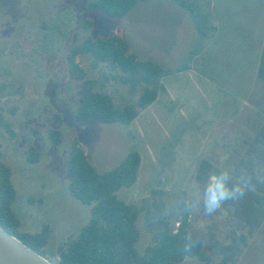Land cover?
Masks as SVG:
<instances>
[{
	"label": "rangeland",
	"instance_id": "1",
	"mask_svg": "<svg viewBox=\"0 0 264 264\" xmlns=\"http://www.w3.org/2000/svg\"><path fill=\"white\" fill-rule=\"evenodd\" d=\"M89 1L0 0V159L13 172L18 194L13 209L21 230L38 233L44 225L52 230L44 248L52 264L58 248L91 218L90 208L69 195L73 139L98 173L113 170L132 151L140 153L136 185L117 195L140 211L137 246L144 253L164 224L178 228L180 216L165 209L186 188L198 186L201 161H209L211 171L225 165L235 171L264 125V82L258 79L264 0H196L206 16L203 39L171 0L138 2L114 20L88 12ZM87 19L94 21V35L122 36L132 52L168 72L156 102L131 125L74 118L83 80L71 72L69 56L89 34ZM79 62L97 91L119 106L131 100L118 72L105 65L92 69L89 55ZM58 127L63 144L55 147L48 130ZM32 146L41 152L35 164L27 162ZM189 221L190 232L204 238L211 264H218L223 249L232 245L239 253L229 264H264V221L251 230L233 201L212 215L194 210ZM183 264L206 263L187 259Z\"/></svg>",
	"mask_w": 264,
	"mask_h": 264
},
{
	"label": "trees",
	"instance_id": "2",
	"mask_svg": "<svg viewBox=\"0 0 264 264\" xmlns=\"http://www.w3.org/2000/svg\"><path fill=\"white\" fill-rule=\"evenodd\" d=\"M145 1L92 0L87 3L86 10L100 12L114 20L125 17L138 2ZM171 1L193 20L199 38H206V16L201 13L198 2ZM85 22L89 34L82 44L71 50L69 56L71 72L83 80V94L73 114L74 118L78 122L96 120L102 124L131 125L156 102L161 79L168 72L155 61L141 59L132 52L124 37L94 35V21L87 19ZM215 30L216 26H213L212 31ZM85 55L92 57V69L105 65L121 75V83L129 88L131 100L127 104L119 106L111 95L96 90V82L88 78L79 62ZM258 79L264 82V51ZM59 127L48 130L49 140L55 147L63 144ZM40 158L41 152L36 147H30L27 162L35 164ZM141 162L140 153L132 151L113 170L98 173L77 139H73L67 163L71 177L69 195L90 208L91 218L76 237L70 238L58 248V261L55 264H183L187 259L212 263L204 238L190 232V214L180 216L177 229L164 224L154 234V243L144 253L139 252L137 245L140 232L137 223L140 211L135 205L120 199L117 193L136 185ZM211 169L210 162L202 160L197 179L202 180ZM242 171L251 178L252 186L242 199L233 201V205L240 219L251 230H255L264 221V125L257 131L254 141L237 163L234 172L239 176ZM12 176V169L0 159V227L47 258L44 248L51 238L52 230L49 225H44L38 233L21 230V220L13 209L18 194ZM195 236H199L198 242L192 247H186L188 238ZM245 240L243 235L240 241L244 243ZM223 250L226 254L218 264H229L239 253V247L235 245Z\"/></svg>",
	"mask_w": 264,
	"mask_h": 264
},
{
	"label": "clouds",
	"instance_id": "3",
	"mask_svg": "<svg viewBox=\"0 0 264 264\" xmlns=\"http://www.w3.org/2000/svg\"><path fill=\"white\" fill-rule=\"evenodd\" d=\"M196 187L186 188L165 209V214L174 212L178 216L202 209L207 215L214 214L228 201L242 199L251 189V178L241 172L237 176L231 165L210 171ZM199 236L189 237L186 247L194 246Z\"/></svg>",
	"mask_w": 264,
	"mask_h": 264
},
{
	"label": "water",
	"instance_id": "4",
	"mask_svg": "<svg viewBox=\"0 0 264 264\" xmlns=\"http://www.w3.org/2000/svg\"><path fill=\"white\" fill-rule=\"evenodd\" d=\"M0 264H52L0 227Z\"/></svg>",
	"mask_w": 264,
	"mask_h": 264
},
{
	"label": "crops",
	"instance_id": "5",
	"mask_svg": "<svg viewBox=\"0 0 264 264\" xmlns=\"http://www.w3.org/2000/svg\"><path fill=\"white\" fill-rule=\"evenodd\" d=\"M140 29H144V27L143 26H140V27H138L137 26V30H140ZM131 48V47H130ZM263 51H264V39H263V50H262V53H263ZM22 223V222H21Z\"/></svg>",
	"mask_w": 264,
	"mask_h": 264
}]
</instances>
